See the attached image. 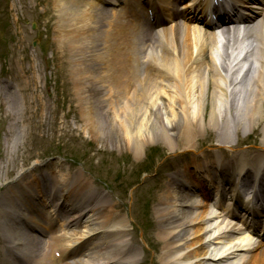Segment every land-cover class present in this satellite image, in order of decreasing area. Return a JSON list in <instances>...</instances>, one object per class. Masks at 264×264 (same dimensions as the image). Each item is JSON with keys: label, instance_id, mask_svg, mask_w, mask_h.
<instances>
[{"label": "bare ground", "instance_id": "6f19581e", "mask_svg": "<svg viewBox=\"0 0 264 264\" xmlns=\"http://www.w3.org/2000/svg\"><path fill=\"white\" fill-rule=\"evenodd\" d=\"M195 1L192 0L191 4L183 6L182 9L192 10L196 21L199 18L211 19V16L207 14L209 1L199 0L205 1L201 6ZM99 4L103 5L99 0H86L83 6H90L92 14L94 8L97 9L96 7L100 6ZM141 7L137 5L134 9L130 8V13L144 12L143 10L146 12L143 4ZM198 7L202 8L199 10ZM172 9H178V7L172 3ZM111 11L113 15L118 14L117 10L111 9ZM196 11L200 13L196 14ZM119 12L128 13L125 9ZM162 13L164 14V11ZM86 17L80 18L82 22H85V26H88L89 19ZM135 18L138 19L139 16ZM261 20L262 22L256 27L257 33L253 35L257 44L248 46L243 60L232 59L230 53L234 41L233 35L227 33L223 37L225 47L219 49L217 39L202 26V20L192 32L182 29L183 25L179 24L173 32L160 34L163 49L161 53H155L153 49L149 50L148 55L152 60L150 63L143 62L140 65L133 63V66L129 68L121 69L123 75H119L120 78L116 81L118 85L123 82V88L126 87L127 94L123 96L120 86L112 82L110 76L104 75L99 84L103 86L104 92L110 91L114 96L116 95L112 97L118 105L114 106L112 103L110 107L107 104L110 108L108 111L111 110L113 113L112 116L100 106L97 115L86 112L88 105L80 108L79 111H84L83 122L89 125L88 128L81 127L80 132L87 133L92 140L100 141L104 137L110 139L117 130V134L121 135L122 148L136 151V155L146 144L154 140H159L171 151L174 148L175 136H181L183 132L182 138H186L192 133L193 128L203 125L206 117L208 118L205 120L210 123H206V131L220 128L218 126L219 118L222 117L220 112L232 106L237 113L236 116L241 118L237 120V124H243V129L249 128L252 132L255 124L259 122L260 113L262 115L261 105H264V17ZM138 22L139 20L136 21L137 25ZM148 27L155 29L152 25ZM144 36L143 42L146 43L148 33ZM117 45L122 44L117 43ZM101 55L99 57L104 59L106 54ZM204 57L206 59H203ZM146 64H151L153 68H144ZM115 74L118 76L117 72ZM236 75L237 77L234 78ZM163 98L168 101V106L172 109H169L172 112L170 116L163 111L164 107H160ZM89 108H94V105H90ZM149 114L151 118L145 119ZM109 116L113 118V124L114 119L118 120L116 128L115 124L114 127L108 124ZM100 118H105L106 127L104 124L99 126ZM223 127L226 128V124H223ZM175 129L178 131L174 132ZM18 137L19 134L15 142ZM111 141L118 144L116 140ZM28 154L29 149L24 147L17 157L9 160V166L12 169L8 170L2 178L3 183L19 169L16 166L17 159L24 162ZM62 180L66 182L64 178ZM88 185L90 183L82 175L77 177V183L73 181V186L71 184V187L78 191V202H71L73 198H63V194L66 195L65 191L70 194V187L59 188L63 194L54 189L55 186L51 188L55 193L59 192L54 195L51 201L52 206L62 200L69 204L66 205L67 210L74 206L76 211L69 220L62 221L64 223L60 228L62 232L55 229L42 240L37 241L29 233H21L18 229H10L7 223L9 221L11 225L16 226L15 218L9 219L8 215L1 211L5 219V222L1 224L3 231L11 240L13 238L19 240V244L27 254L29 264H53L51 251L52 253L58 251L61 254L66 261L61 264H135L137 255H134V244L129 242L128 231H126L128 220L120 218L121 216L115 212L114 204L93 207L95 202L101 199V194L95 189H88ZM27 186L20 183L13 193L14 196L18 195L23 200L17 198L13 201L5 195L0 199L1 207L4 205L7 213L11 214L18 211L17 218L20 223L26 220L33 226L42 225L43 227L42 223H38L31 216L27 207H38L39 203L35 199L38 194L44 205L48 207L49 197L46 193L49 190L39 188V191L33 193ZM178 186L182 187L180 184ZM82 189L86 190L84 194H81ZM190 191L194 192L195 188L191 187ZM44 197H46L45 200ZM152 198L155 202L157 201L156 206L160 207L155 217L160 226L157 237L162 243L159 258L161 264H242L240 261L245 256L246 250L253 248L250 244L253 238L249 235V231L245 232L243 226L238 228L224 223L226 217L223 216V211L218 212L214 203H210V207L206 210L204 208L206 204L202 200H184L169 189L162 197H158L156 192ZM19 201L21 204L18 205V209L12 206ZM86 210L91 212L83 215ZM80 222L79 230L73 228V235L68 236L64 233V226L76 225ZM21 251L23 252L22 249ZM244 264H264V253L250 262L245 261Z\"/></svg>", "mask_w": 264, "mask_h": 264}, {"label": "rangeland", "instance_id": "374dc122", "mask_svg": "<svg viewBox=\"0 0 264 264\" xmlns=\"http://www.w3.org/2000/svg\"><path fill=\"white\" fill-rule=\"evenodd\" d=\"M88 10L89 7H80L74 0H0V68L12 78L11 81H16V98L8 93L10 98L6 101L15 100L16 105L20 106L17 115L0 108V168L7 165L4 161L7 153L11 158L14 156L10 145L15 140V131L25 132L24 146L29 149L28 158L25 162H17L19 169L11 180H26L30 175V186L35 189L47 179L56 180L58 175L70 178L74 175L85 176L98 192L105 195L100 204L104 200L108 203L111 201L116 204V213L129 217V237L139 249V263L158 264L160 244L155 240L159 223L154 216V210L158 207L153 205L152 211L149 208L148 212H143L139 205L144 206L149 199L153 200L156 192L158 196L164 192L159 187L160 182L169 179L171 172L175 171L167 161L186 155V147L191 150V146H195L200 150L202 147L208 148L212 142H226V139L238 144L235 137L240 140L245 131L250 133L251 130L243 129V124H237L241 118L236 116L232 103V108L220 112V128L206 131L205 127L210 124L206 117L203 125L193 128L189 137L182 138L183 132L181 136H175L172 151L159 140H154L142 148L138 159L136 151L122 148L121 135L117 134V130L114 134L111 131L114 136L110 139L104 137L100 141L92 140L87 133L80 132L81 127H89L83 122L84 111H79L80 108L94 105L92 112L98 114L100 106L112 116L107 104L110 107L112 103L118 105L113 100L116 95L110 91L104 92L103 86L99 84L104 75L110 76L111 81L117 84L116 79L120 78L121 71L118 60L123 66L126 65L123 59L139 62L149 54L140 49L137 37L127 45L126 50L118 48L117 43H121L123 38H131L136 30L129 26L125 17L114 22V17L105 15L101 25L95 23L92 17H86L89 22L85 26L80 17L88 15ZM32 24H36L34 30ZM34 39L40 43L32 48ZM154 41L151 49L161 53L162 46L158 38ZM118 51L123 59L118 57L114 61ZM103 53L106 54L104 59L99 57ZM11 71L17 75L16 78H13ZM118 86L123 96L127 94L123 82ZM7 87L11 89L9 85ZM160 107H164L167 116L172 114L164 98L161 99ZM261 107L262 115L260 113L259 122L253 127L256 138L263 135L261 128L264 129V105ZM89 111L90 108L87 113ZM14 118L13 126H9ZM148 118H151V114L145 119ZM112 121L110 117L107 122L111 127L115 124L116 128L118 120L114 119V124ZM34 122L38 126L33 125ZM107 122L105 118H100L99 126H105ZM223 124H226V128ZM31 128L32 134L29 136ZM111 140H116L119 147ZM52 158L60 159L59 166H69L70 173L65 168L54 169L56 163H53L55 161ZM30 167L32 169L27 172ZM25 169L26 172L18 177V173Z\"/></svg>", "mask_w": 264, "mask_h": 264}]
</instances>
